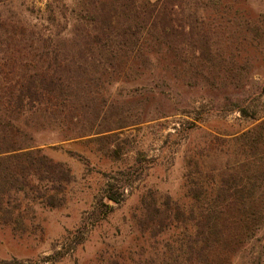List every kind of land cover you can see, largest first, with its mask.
Listing matches in <instances>:
<instances>
[{
	"label": "rangeland",
	"instance_id": "obj_1",
	"mask_svg": "<svg viewBox=\"0 0 264 264\" xmlns=\"http://www.w3.org/2000/svg\"><path fill=\"white\" fill-rule=\"evenodd\" d=\"M106 2L0 0V24H21L48 46L75 52L86 30L78 15ZM187 4L189 12L196 9L191 15L203 46L196 35L193 42L167 45L144 36L111 47L104 60L78 63L87 72H79L73 125L44 115L20 119L33 137L26 144L65 164L73 179L59 207H34L29 236L0 229V264H102L110 255L125 264L138 253L154 257L153 240L134 224L141 199L159 205L169 197L191 206L185 174L202 173L203 163L208 170L231 167L246 141L241 137L264 134V0ZM34 50L42 53L44 46ZM4 55L0 47V64ZM106 191L119 203L104 200ZM232 264H264V217Z\"/></svg>",
	"mask_w": 264,
	"mask_h": 264
},
{
	"label": "trees",
	"instance_id": "obj_2",
	"mask_svg": "<svg viewBox=\"0 0 264 264\" xmlns=\"http://www.w3.org/2000/svg\"><path fill=\"white\" fill-rule=\"evenodd\" d=\"M188 1L107 0L93 12L78 15L86 30L75 52L48 46L46 39L21 24L1 22L0 47L6 55L0 64V106L7 119H0V229H9L15 237L29 236L34 207H59L73 179L65 164L26 144L33 137L20 119L44 115L67 118L73 125L79 72H87L78 63L104 60L111 47L119 50L144 36L167 45L193 42L196 35L203 46L201 29L191 15L196 9L189 12ZM38 43L44 46L42 53L34 50ZM251 135L241 137L246 141L240 143L233 170H228L229 164L208 170L203 163L202 173L185 174L191 206L173 204L169 197L159 205L149 196L141 199V216L134 224L153 240L156 255L143 260L138 253L128 264H232L236 251L254 239L264 217V134L260 130L254 138ZM103 198L119 203L110 191ZM99 205L112 211L108 204ZM121 259L110 255L101 261L122 264Z\"/></svg>",
	"mask_w": 264,
	"mask_h": 264
}]
</instances>
